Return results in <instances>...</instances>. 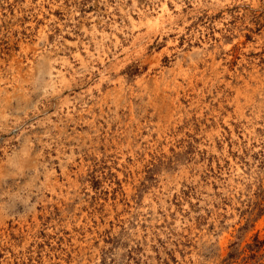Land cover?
<instances>
[{"label":"rangeland","instance_id":"374dc122","mask_svg":"<svg viewBox=\"0 0 264 264\" xmlns=\"http://www.w3.org/2000/svg\"><path fill=\"white\" fill-rule=\"evenodd\" d=\"M0 264H264V0H0Z\"/></svg>","mask_w":264,"mask_h":264},{"label":"bare ground","instance_id":"6f19581e","mask_svg":"<svg viewBox=\"0 0 264 264\" xmlns=\"http://www.w3.org/2000/svg\"><path fill=\"white\" fill-rule=\"evenodd\" d=\"M179 8V7H178ZM141 13V12H140ZM143 13V12H142ZM139 16V20L140 21H144L145 24L148 25V27L153 28L156 27L161 21H163V19L168 16L169 18H171V14L169 13V10L167 8V4L166 2H164L161 6L160 11L156 14V15H144L142 14ZM132 25L134 24L133 20L131 19ZM138 24V23H137ZM147 27V26H146ZM137 37V36H136ZM139 40V39H138ZM174 42V41H173ZM172 42V43H173ZM137 44V43H136ZM173 45V44H172ZM211 48V47H210ZM143 49V47H142ZM167 50V49H166ZM140 51V49H139ZM209 52V51H208ZM194 53V52H193ZM190 55V54H189ZM208 56V55H207ZM201 58V57H200ZM203 58V57H202ZM206 61V60H205ZM156 63V62H154ZM189 63V62H188ZM211 63V62H209ZM175 65V64H174ZM214 65V64H213ZM216 65V64H215ZM214 65V66H215ZM176 67V66H175ZM190 67V66H189ZM196 67V66H195ZM219 67V66H218ZM179 70V69H178ZM180 71V70H179ZM184 72V71H183ZM185 75V74H184ZM177 76V75H176ZM199 78V77H198ZM257 79V78H256ZM166 81V80H165ZM121 85V84H120ZM145 87V86H144ZM150 90V89H149ZM214 94V93H213ZM70 177V176H69ZM68 178V177H67ZM55 182V181H54ZM83 261V260H82Z\"/></svg>","mask_w":264,"mask_h":264}]
</instances>
